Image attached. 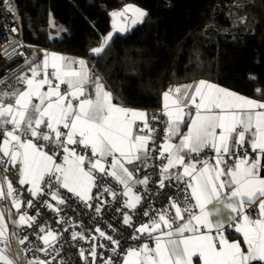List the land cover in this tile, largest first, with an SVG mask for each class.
I'll return each mask as SVG.
<instances>
[{"label": "snow or ice", "instance_id": "1", "mask_svg": "<svg viewBox=\"0 0 264 264\" xmlns=\"http://www.w3.org/2000/svg\"><path fill=\"white\" fill-rule=\"evenodd\" d=\"M5 8L13 11L10 0H5ZM111 15L113 31L125 32L129 26L125 23L117 28V19L130 20L134 27L143 23L148 13L126 5ZM11 31L18 30L13 27ZM112 39L113 32H109L99 47L91 49V54L102 55ZM29 71L30 76L18 78L25 85L23 90L9 86V90L0 91V200H10L19 212L23 186L29 185L27 191L32 197L50 196L57 202L53 205L43 201L53 211L59 212L60 206L67 203L61 197L62 189L91 208L90 201L98 198L91 195L92 189L97 188L99 193L100 180L109 177L124 186L123 196L127 199L123 208L135 211L142 198L133 193L130 182L147 185L149 178L133 181L134 172L140 169L130 171L126 165L140 162L151 167L147 161L158 153L155 159L161 162L159 186L163 188L165 181L175 179L184 188L177 198L179 202L170 198L169 207L160 213H143L149 222L136 228L139 235L133 234L130 239L144 238L145 243L121 252L119 240L96 229L114 246L111 251L120 257L121 264L264 261V100L200 80L170 87L162 93V110L149 113L113 103L112 93L84 59L43 50L40 64L33 63ZM255 92L264 96V87ZM160 132L163 140L157 143ZM206 151L213 155L194 158ZM103 193L112 194L114 199L117 196L111 187H104ZM35 207L28 199L27 208ZM95 211L99 213L101 207ZM121 211L124 225L131 226L132 217ZM7 215L11 218L10 210ZM35 219L25 211L13 224L31 227ZM61 222L67 221H58ZM229 229L242 236V241L229 239ZM39 231L46 230L41 227ZM7 232L5 211L0 210V242L6 245ZM78 236L73 233L72 238ZM40 238L45 245L40 251L46 255L49 247L57 251L53 244L59 237L52 231ZM27 240L25 235L18 243L23 245ZM89 255L94 264L95 246ZM80 256L89 264L83 249ZM0 264H14L4 249H0ZM28 264L46 262L35 259ZM105 264L115 262L110 256Z\"/></svg>", "mask_w": 264, "mask_h": 264}, {"label": "trees", "instance_id": "2", "mask_svg": "<svg viewBox=\"0 0 264 264\" xmlns=\"http://www.w3.org/2000/svg\"><path fill=\"white\" fill-rule=\"evenodd\" d=\"M15 3L27 44L89 57L127 105L161 106L162 93L171 86L202 79L264 100L255 92L264 87V0ZM129 3L146 10L144 22L117 36L101 56L90 57L111 29L110 12Z\"/></svg>", "mask_w": 264, "mask_h": 264}, {"label": "built area", "instance_id": "3", "mask_svg": "<svg viewBox=\"0 0 264 264\" xmlns=\"http://www.w3.org/2000/svg\"><path fill=\"white\" fill-rule=\"evenodd\" d=\"M13 7L12 12H8L5 8V0H0V90H9V86L16 89L22 87L23 83L19 82L18 78L21 77L22 72L34 63L37 59L43 56V50L50 51L49 48L30 45L24 41L23 31L19 20L15 0H10ZM15 27L18 31L13 33L11 29ZM90 59L89 57H84ZM162 106L152 108L153 113L160 112ZM163 119V118H162ZM155 126V125H153ZM163 127V125H161ZM163 140V132L159 133L157 143ZM79 151V149H78ZM155 155L151 158L149 165L151 167H144L140 162H134L127 165L130 171L139 168L140 179L145 176L149 178L147 185L135 184L133 192L136 195H141L142 204L137 206L135 211L123 208L124 202L127 197L123 196L124 186L115 181L114 178L105 177L100 180L102 187L98 193L97 188H93L91 195L98 197L90 201L92 207L89 208L86 204L76 197H74L67 190H61V197L65 198L66 205L60 206V211H53L43 205V201L47 200L49 203L55 205L57 202L51 200L50 196H44L40 199L32 197L27 191L29 185L23 186L22 202L24 209L30 217H35V222L29 227L27 224L22 226L17 235L23 239L25 235L28 240L20 247L23 251V256L28 259H40L46 262L52 260V264H85V260L80 256V250H84V254L88 257L89 264H92V258L89 255L93 246L96 249V259L94 264H105L108 257H112L115 264H121L120 257L113 254L111 251L114 247L108 240L101 237L96 231L99 228L105 232L106 235L112 236L114 239L119 240L120 251L127 247H136L145 242L144 238L137 241H132L130 237L135 233V229L141 224L149 222V217H145L143 213L148 211L150 215L160 213L162 209L169 207V199L178 201V197L182 194L184 184L172 179L170 182L165 181V186H159L161 162L155 159ZM211 151H206L196 159H204L205 156H212ZM3 169L0 167V172ZM13 179L12 176L9 177ZM139 179V180H140ZM14 186L15 180H14ZM104 187H111L117 196L114 199L110 193H103ZM103 193V195H100ZM32 199L35 204L34 209L27 208V200ZM100 206L101 211L97 213L96 207ZM185 207V205H181ZM39 214L37 215V211ZM126 211L132 217L131 226H126L123 223L124 216L122 210ZM174 214V213H173ZM58 221H67L66 223H58ZM45 228V232H40L39 229ZM67 229V231H66ZM47 231H52L59 238L53 244L57 251H53L52 247L47 249L48 254L40 251L44 248V242L40 238L47 234ZM228 231H233L229 229ZM73 233H78L76 239H73ZM82 237V238H81ZM95 237V239H94ZM103 245V247H101ZM2 249V246L0 245Z\"/></svg>", "mask_w": 264, "mask_h": 264}, {"label": "crops", "instance_id": "4", "mask_svg": "<svg viewBox=\"0 0 264 264\" xmlns=\"http://www.w3.org/2000/svg\"><path fill=\"white\" fill-rule=\"evenodd\" d=\"M49 53H52V52H55V53H58V54H62L66 57H70V58H74V59H84L87 61V64L89 66V68L92 70V72L97 75V76H100L101 79H102V82L106 85V89L107 91L111 92L112 93V96H113V103H116L118 105H121L123 107H126V108H133V109H142V110H147L149 113H153L152 111V108H147V107H136V106H130V105H127L125 104L124 102H122L117 96L116 94L114 93V91L110 88V86L106 83L105 79L103 78V76L101 75V73L96 69L95 67V64L94 62L91 60V59H87V58H84L85 56H82V55H74V54H70V53H66V52H62V51H57V50H51L48 51ZM87 57V56H86ZM43 59V56L40 57L39 59H37L34 63L35 64H40L41 60ZM33 64V63H32ZM32 64L30 66H28L21 74V76L27 74V75H31L29 69L30 67L32 66ZM49 71H51V69H49ZM202 80H205V79H202ZM200 81V80H198ZM198 81H194V82H189V83H185V84H182V85H179L180 87L183 86V85H187V84H193L195 82H198ZM206 81H209V80H206ZM211 83H214L212 81H209ZM217 84V83H215ZM220 86V85H219ZM25 87V85L23 84L21 88H19L20 90H23V88ZM65 86L62 85V89L64 88ZM223 87V86H221ZM225 88V87H223ZM45 90H46V87H45ZM0 91H4V90H0ZM232 91V90H231ZM235 92V91H233ZM248 97V96H247ZM252 98V97H250ZM255 99V98H253ZM258 100V99H257ZM163 103V101H162ZM162 106V105H161ZM183 131H187V128L184 127L183 128ZM175 143H179L178 140H175L174 141ZM151 159H149L147 161L150 162ZM163 163H167V160H164ZM127 166V165H126ZM170 171H173L175 172L176 169H172ZM140 177H139V174L138 173H135L134 172V178H133V181L135 180H139ZM135 185L134 182H130V186L133 188ZM134 193V192H133ZM0 210H4L5 211V223L8 225V232H7V235L9 237V240H8V243L7 245L3 242H0V245L2 246V249L5 250V254L8 255V257L10 259H12L14 261V264H28L29 261L31 260H34V259H28L26 257L23 256V251L20 247V244L18 243V240L20 239L17 235L18 231L20 230V228L22 226H25L26 224L24 225H17V224H13V221H18V217L20 214H24V212L26 211L24 209V205H23V202H22V209L18 212L17 209H15L14 207H12V204H11V201L10 200H0ZM10 210L11 211V218L8 217L7 215V211ZM27 213V211H26ZM254 214V213H253ZM27 215L29 216V214L27 213ZM223 219H227V213L224 214L223 216ZM13 232H15V235H13ZM226 235H229V239H236V240H241L242 241V236H240L239 234H236L233 231H228L226 232ZM51 240V238H50ZM145 242H147L145 240ZM144 242V243H145ZM150 246H154L153 244L150 243ZM243 246V245H242ZM245 247V250H246V246ZM1 249V248H0ZM258 263H262L264 264V261H253L252 264H258ZM196 264H199V262L197 261Z\"/></svg>", "mask_w": 264, "mask_h": 264}, {"label": "water", "instance_id": "5", "mask_svg": "<svg viewBox=\"0 0 264 264\" xmlns=\"http://www.w3.org/2000/svg\"><path fill=\"white\" fill-rule=\"evenodd\" d=\"M123 9H124V7L119 8V9H116V10H113L112 12H110V17H111V29H110L109 32H113V39H112L111 43L114 41V39H115L117 36L125 37V36H127V35L130 33V31H131V28H130V20H120V19H117V20H116L117 28L122 27V26L125 25V23H127V25L129 26V30H128V31H125V32H119L118 30H117V31H113L114 18L112 17L111 13L116 12V11H122ZM127 15L130 16L129 13H128ZM109 32H108V33H109ZM108 33H107V34H108ZM107 34H106V35H107ZM99 46H100V45H99ZM99 46H96V47H99ZM96 47H94V48H96ZM92 49H93V48H92ZM89 56H90V57H99V56L92 55V54H91V50H90V52H89ZM100 56H101V55H100ZM171 87H172V88H175V87H180V86L178 85V86H171Z\"/></svg>", "mask_w": 264, "mask_h": 264}, {"label": "rangeland", "instance_id": "6", "mask_svg": "<svg viewBox=\"0 0 264 264\" xmlns=\"http://www.w3.org/2000/svg\"><path fill=\"white\" fill-rule=\"evenodd\" d=\"M126 5H134V6H136V7H139V8H141V9H143V10H145L143 7H141V6H139V5H137V4H135V3H129V4H126ZM146 11V10H145ZM130 14V13H129ZM131 15V14H130ZM130 27H133V26H131V23H130ZM135 27V26H134Z\"/></svg>", "mask_w": 264, "mask_h": 264}]
</instances>
